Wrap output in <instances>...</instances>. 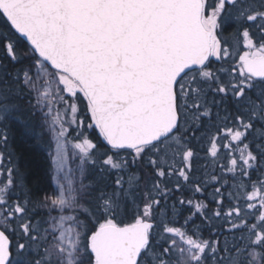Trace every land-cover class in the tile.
I'll return each instance as SVG.
<instances>
[{
    "label": "snow or ice",
    "instance_id": "obj_1",
    "mask_svg": "<svg viewBox=\"0 0 264 264\" xmlns=\"http://www.w3.org/2000/svg\"><path fill=\"white\" fill-rule=\"evenodd\" d=\"M0 264H264V0H0Z\"/></svg>",
    "mask_w": 264,
    "mask_h": 264
},
{
    "label": "trees",
    "instance_id": "obj_2",
    "mask_svg": "<svg viewBox=\"0 0 264 264\" xmlns=\"http://www.w3.org/2000/svg\"><path fill=\"white\" fill-rule=\"evenodd\" d=\"M9 136L10 140L14 141V148H12L19 158L20 165L42 181H46L47 154L39 150L36 142L31 140L35 136L18 126H11Z\"/></svg>",
    "mask_w": 264,
    "mask_h": 264
},
{
    "label": "flooded vegetation",
    "instance_id": "obj_3",
    "mask_svg": "<svg viewBox=\"0 0 264 264\" xmlns=\"http://www.w3.org/2000/svg\"><path fill=\"white\" fill-rule=\"evenodd\" d=\"M31 140H33V142H36V145L39 148V150H43L47 154L46 147L43 144H41L39 141H36L34 137H32ZM10 143H11L12 147L14 148V141L10 140Z\"/></svg>",
    "mask_w": 264,
    "mask_h": 264
}]
</instances>
